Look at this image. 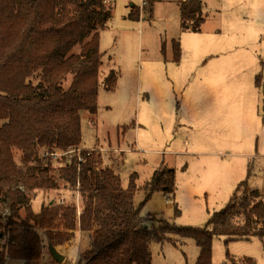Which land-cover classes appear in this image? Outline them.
Listing matches in <instances>:
<instances>
[{
	"label": "trees",
	"instance_id": "obj_1",
	"mask_svg": "<svg viewBox=\"0 0 264 264\" xmlns=\"http://www.w3.org/2000/svg\"><path fill=\"white\" fill-rule=\"evenodd\" d=\"M159 1L143 0L128 17L151 14ZM177 5L180 31L200 33L206 20L203 0H178ZM112 14L106 0H0V264H31L43 251L42 236L55 248L64 232L76 229L88 246L72 264H152L154 245H161L162 253L164 245L178 248L185 240L198 248L194 264H212L215 237H224L225 246L252 237L264 244L263 200L246 205L235 218L233 196L205 226L173 225L142 213L155 192L174 198L173 168L163 162L156 167L143 185V201L135 204L138 175L131 174L124 188L114 168L119 159L106 165L100 149L82 146L81 113L97 112L100 34ZM171 48L178 62L179 40H172ZM260 79L258 72L257 85ZM117 82L115 69L102 81L108 92ZM44 152L62 157L53 163ZM56 190L72 199L48 200L33 210L32 192ZM2 204L9 215L3 216ZM226 257L232 264H255L253 258L235 259L228 249Z\"/></svg>",
	"mask_w": 264,
	"mask_h": 264
},
{
	"label": "rangeland",
	"instance_id": "obj_2",
	"mask_svg": "<svg viewBox=\"0 0 264 264\" xmlns=\"http://www.w3.org/2000/svg\"><path fill=\"white\" fill-rule=\"evenodd\" d=\"M106 1L111 3L113 14L100 34L103 65L97 112L81 113L82 146L100 149L106 165L119 159L114 168L124 188L131 174L138 175L135 204L143 201V185L156 167L163 162L174 169V199L155 192L144 204L143 214H153L177 226H205L235 196L237 218L245 209L243 202L251 201L254 194L259 197L262 191V158L251 154L248 147L258 139L262 117L254 113L263 94L247 91L244 98L237 95L235 78L239 76L237 52H247V56L252 53L254 59L263 57L264 0H203L206 20L200 33L180 31L178 0L156 2L151 14L142 12L137 20L128 16L133 6L142 7L143 0ZM172 40L180 42L178 62L172 59ZM244 60L240 56L241 65ZM223 63L229 64L226 75L222 81L217 79L211 93L204 86L212 87L211 75L215 70L220 72ZM110 69L118 73L112 92L102 83ZM252 82L255 85V77ZM248 100L254 106L251 103L246 114L232 108L233 102ZM199 151L214 155L221 161V169L229 165L222 182L204 174L214 160L201 158L196 154ZM44 157L55 163L62 153ZM227 174L232 177L227 178ZM194 184L196 189L191 191ZM31 194L35 211L48 200L72 199L62 190ZM1 212L3 216L10 214L4 204ZM67 234L74 235V240L65 248ZM223 238L212 241V264H232L226 249L235 259L248 257L255 264H264V244L258 238L233 241L227 246ZM184 242L178 248L164 245L162 253L161 245H154L152 264H194L198 248L193 240ZM48 246L42 236L43 251L31 264H72L88 246V239L75 230L64 232L55 247L64 257L62 263L50 257ZM4 264L24 262L7 260Z\"/></svg>",
	"mask_w": 264,
	"mask_h": 264
},
{
	"label": "crops",
	"instance_id": "obj_3",
	"mask_svg": "<svg viewBox=\"0 0 264 264\" xmlns=\"http://www.w3.org/2000/svg\"><path fill=\"white\" fill-rule=\"evenodd\" d=\"M246 51H248V48H246ZM236 54H238L236 60H237L238 73H239V76L237 78H235V84H236L235 87H237V89H238L237 95H241L244 98L247 91L249 93H250V91H252V92L256 91L258 93L263 94L262 103L258 107L256 114L254 113V115H256L257 117H262L261 124L259 127V132H258V139H257V142L255 145H253V146L248 145L249 146L248 148H249V151L251 154H253L256 157L262 158V165H263V167H262V178H261L262 191L258 193L259 197L256 196L257 194H254V197L252 198L251 201L245 200L243 203L246 206V205H253L258 200H264V54H263V57H261V56L255 57L256 59H254V55L252 53L248 54V56H247V52H240V53L237 52ZM240 56L244 57V59H245L242 65L240 63ZM228 66H229V64L223 63V68L220 70V72L218 70H215V73L211 75L213 77L211 80L212 81V87L204 86V88L212 93V91H213L212 88H214L217 79H221V81L224 79V77L226 75L225 70ZM258 72L261 73L260 84L257 85L255 83V85H253L252 80L254 77H256L255 75ZM243 98H239L238 100L243 99ZM209 102L210 101L204 103L205 108H207ZM251 103L253 104V102L251 100L235 101L232 103V105H233L232 108L241 109L244 111V114H246ZM253 106H254V104H253ZM89 148H92V147H89ZM196 154H198V156H200L203 159L212 158V160H214V162H211L207 165V167L205 168L204 174L209 175L212 180L222 182L224 179L223 172L227 173L229 165L225 164L224 167H222L223 169H221V168H219L221 161H218L214 157V155L208 154L207 152H203V151L196 152ZM231 167L233 169V166H231ZM230 177H232V176H229L227 174V178H230ZM195 189H196V185L194 184L192 186L191 191H194ZM32 208H33V203H32ZM39 209H40V207L37 209V211H39ZM37 211H35V212H37ZM21 214H23V213H21ZM77 231H78V233H80V231L78 229L75 230V232H77ZM69 234H72V233H69ZM69 234L65 235V245H64L65 248H66L68 243L72 244L73 240H74L73 239L74 235H69ZM78 238L79 237H77V239ZM74 261L75 260H73V262Z\"/></svg>",
	"mask_w": 264,
	"mask_h": 264
},
{
	"label": "water",
	"instance_id": "obj_4",
	"mask_svg": "<svg viewBox=\"0 0 264 264\" xmlns=\"http://www.w3.org/2000/svg\"><path fill=\"white\" fill-rule=\"evenodd\" d=\"M49 255L50 257L57 263H62L64 260V257L56 251V249L49 244L48 246Z\"/></svg>",
	"mask_w": 264,
	"mask_h": 264
},
{
	"label": "built area",
	"instance_id": "obj_5",
	"mask_svg": "<svg viewBox=\"0 0 264 264\" xmlns=\"http://www.w3.org/2000/svg\"><path fill=\"white\" fill-rule=\"evenodd\" d=\"M58 152H53V153H48V152H44V156H56ZM63 201L60 200V203H62ZM75 204L77 206V209H78V213H77V216L80 215V205H79V193H76V196H75Z\"/></svg>",
	"mask_w": 264,
	"mask_h": 264
}]
</instances>
